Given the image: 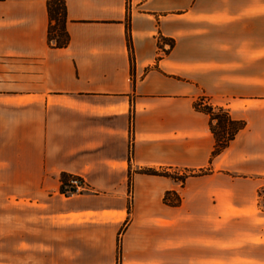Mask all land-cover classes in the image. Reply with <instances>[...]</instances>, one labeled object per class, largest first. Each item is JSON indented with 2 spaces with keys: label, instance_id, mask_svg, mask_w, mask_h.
<instances>
[{
  "label": "crops",
  "instance_id": "0c3cea01",
  "mask_svg": "<svg viewBox=\"0 0 264 264\" xmlns=\"http://www.w3.org/2000/svg\"><path fill=\"white\" fill-rule=\"evenodd\" d=\"M45 3L0 0V264H264V0Z\"/></svg>",
  "mask_w": 264,
  "mask_h": 264
},
{
  "label": "trees",
  "instance_id": "16d2710c",
  "mask_svg": "<svg viewBox=\"0 0 264 264\" xmlns=\"http://www.w3.org/2000/svg\"><path fill=\"white\" fill-rule=\"evenodd\" d=\"M46 12L48 16V24L46 31V38L48 44L52 47H64L68 43V33L65 27L66 24V11L64 0H46ZM126 38L128 43V48L130 51V58L132 60L131 54V42L129 35L128 23H126ZM171 45V42L169 41ZM194 107L198 110L205 112L209 117V129L214 136L215 143L212 149L211 155L219 153L224 149L229 141L234 137V135L244 126L242 120H234L230 117L228 111L221 106H212L208 102H202L199 99L194 103ZM141 172L148 174H159L171 177L174 180H180L183 182L186 175L182 178L173 176L165 170H156L154 168L148 167L143 168ZM203 170L199 169L194 173H202ZM69 175L63 173L61 174V179L64 181ZM60 191H63L60 186Z\"/></svg>",
  "mask_w": 264,
  "mask_h": 264
},
{
  "label": "rangeland",
  "instance_id": "374dc122",
  "mask_svg": "<svg viewBox=\"0 0 264 264\" xmlns=\"http://www.w3.org/2000/svg\"><path fill=\"white\" fill-rule=\"evenodd\" d=\"M153 168V167H152ZM143 168H141V169H137V171H140L141 172V170H142ZM154 169H156V170H165V171H167L169 174H171V175H173V176H177L178 178H182V176H184V175H186V176H188V175H193V174H196V173H194V172H196L197 170H194V171H192V170H185V169H182V168H176V167H162V168H154ZM130 173V172H129ZM70 176V175H69ZM69 176L66 178V180H62L61 178H60V181H61V188H62V190L64 189V184L67 182V180L69 179ZM71 176H77V175H71ZM130 176V175H129ZM185 176V177H186ZM80 177V176H79ZM176 181H178V182H180V180L178 179V180H176ZM181 183V182H180ZM86 185H85V188L84 189H82V190H76L75 192H81V191H83V190H85L86 189ZM260 191H264V188H262V189H260ZM62 192V191H61ZM63 193V192H62ZM71 193H73V192H71ZM64 194H67V193H65L64 192ZM174 195H172L171 196V198H170V201H172V200H174Z\"/></svg>",
  "mask_w": 264,
  "mask_h": 264
},
{
  "label": "built area",
  "instance_id": "2783aa9c",
  "mask_svg": "<svg viewBox=\"0 0 264 264\" xmlns=\"http://www.w3.org/2000/svg\"><path fill=\"white\" fill-rule=\"evenodd\" d=\"M204 101V100H202ZM85 182L84 180L79 176H69V179L64 184L63 193H71L75 192L76 190H82L85 188Z\"/></svg>",
  "mask_w": 264,
  "mask_h": 264
}]
</instances>
